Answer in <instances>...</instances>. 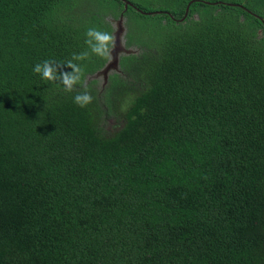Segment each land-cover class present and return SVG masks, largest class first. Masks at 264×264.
I'll use <instances>...</instances> for the list:
<instances>
[{
    "label": "trees",
    "instance_id": "16d2710c",
    "mask_svg": "<svg viewBox=\"0 0 264 264\" xmlns=\"http://www.w3.org/2000/svg\"><path fill=\"white\" fill-rule=\"evenodd\" d=\"M130 1L0 0V264H264V0Z\"/></svg>",
    "mask_w": 264,
    "mask_h": 264
},
{
    "label": "clouds",
    "instance_id": "9594fccd",
    "mask_svg": "<svg viewBox=\"0 0 264 264\" xmlns=\"http://www.w3.org/2000/svg\"><path fill=\"white\" fill-rule=\"evenodd\" d=\"M86 36L89 38L86 43L89 45L91 52L97 56L107 57L109 56L110 47L114 46V37L112 34L98 30L95 27H91L87 30ZM88 54L83 53L78 56H74L75 60H82L86 58ZM65 65H57L54 62L45 60L43 63H38L34 66L33 71L39 73L41 78L45 81L59 80L64 86L65 91L71 92L74 86L82 84L87 89V84L81 81V69L72 61H69L66 66L72 68V72L62 71ZM93 97L87 92L78 93L74 97V103L79 107H86L91 103Z\"/></svg>",
    "mask_w": 264,
    "mask_h": 264
},
{
    "label": "water",
    "instance_id": "95a60500",
    "mask_svg": "<svg viewBox=\"0 0 264 264\" xmlns=\"http://www.w3.org/2000/svg\"><path fill=\"white\" fill-rule=\"evenodd\" d=\"M124 2H125V10L129 7V5L135 6L134 3L130 0H124ZM228 3L236 4L232 2H228ZM189 5L190 3L188 4L187 12L184 15V17L188 14ZM139 10L143 13H149V14L155 12V11L143 10V9H139ZM158 11H161V10H158ZM184 17H182V19ZM125 19L126 17L124 16V12H122L120 16L117 18L115 17L111 18L113 28H114L112 32V35L114 37V41H113L114 46L110 47L109 49V58L106 61V63L101 68L96 70L94 73L88 75V79L97 78L101 80L102 87L106 86V84L109 81V77L112 73L122 71V67H121V55L122 54H131V53L139 52L138 49H133L126 45L127 26L125 25V22H126ZM261 31L262 29H260V32Z\"/></svg>",
    "mask_w": 264,
    "mask_h": 264
},
{
    "label": "rangeland",
    "instance_id": "374dc122",
    "mask_svg": "<svg viewBox=\"0 0 264 264\" xmlns=\"http://www.w3.org/2000/svg\"><path fill=\"white\" fill-rule=\"evenodd\" d=\"M126 20H127V19H125V21H126ZM125 25L127 26V30H128V25L126 24V22H125ZM127 32H128V31H127ZM127 40H128V37H127V35H126V45H127L128 47H130V48L140 50V47H139L138 45H136V44H128Z\"/></svg>",
    "mask_w": 264,
    "mask_h": 264
}]
</instances>
